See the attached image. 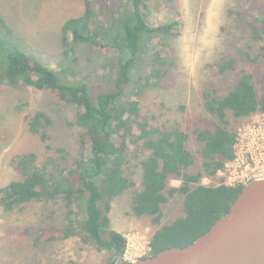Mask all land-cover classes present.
<instances>
[{"label":"rangeland","instance_id":"374dc122","mask_svg":"<svg viewBox=\"0 0 264 264\" xmlns=\"http://www.w3.org/2000/svg\"><path fill=\"white\" fill-rule=\"evenodd\" d=\"M94 30L103 47L122 42L123 24L130 19V0H90ZM149 27L177 22L176 36L157 34L145 43L144 52L131 72L125 96L138 101L139 118L153 127L178 125L185 131L208 123L201 92L231 87L242 74L253 76L258 93L264 92V35L257 19L264 18V0H144ZM83 0H0V19L28 56L52 70L62 84L85 83L93 97L115 89L117 56L110 47L76 45L66 57L61 45V27L83 14ZM114 16V18H113ZM122 29V30H121ZM13 36V37H14ZM125 61L128 55L120 54ZM232 61V69L220 65ZM42 112L50 123L45 131L52 150L46 152L32 134L25 117ZM77 109L47 90L11 88L0 84V188L20 179L12 161L33 152L39 160L63 149L67 165L79 155L81 129L75 125ZM241 158L244 146L264 137V115L257 113L236 127ZM61 154V152H59ZM58 156L56 155L54 157ZM142 154L131 152L135 188L140 187ZM245 164L252 165L249 156ZM240 164V161L239 163ZM204 185L215 184L203 179ZM178 186L177 181H172ZM131 191L111 202L110 228L126 239L122 260L112 252L97 251L80 237L48 243L36 242L44 229L61 226L66 208L62 199L31 202L6 211L0 206V264H123L148 256V242L156 227L148 217L129 215ZM181 197L162 206V223L180 215Z\"/></svg>","mask_w":264,"mask_h":264},{"label":"trees","instance_id":"16d2710c","mask_svg":"<svg viewBox=\"0 0 264 264\" xmlns=\"http://www.w3.org/2000/svg\"><path fill=\"white\" fill-rule=\"evenodd\" d=\"M83 1V14L66 20L61 27L63 55L67 57L78 44L93 45L104 51L110 47L118 59L114 91L95 97L85 83H60L52 70L23 52L0 19V84L51 92L77 109L74 123L81 129L80 151L72 165H67L63 149H56L58 156L49 155L41 161L33 152L15 157L12 164L20 179L0 188V206L9 211L31 202L62 199L66 208L64 222L42 230L36 242L80 237L97 251L112 252L115 260L121 261L126 239L110 228L108 213L115 198L131 191L129 215L148 217L156 227L148 242L149 254L142 258L186 247L229 211L241 191L243 186L224 185L218 172L235 158L237 125L257 113L264 115V92L259 94L253 76L244 73L226 90L210 88L201 92L202 107L209 118L205 127L185 131L178 125L151 126L139 118L138 101L125 96V87L131 82V72L145 43L157 34L176 36L173 29L178 23L151 28L145 20L144 0H130L132 9L121 29L122 42L103 47L94 30L91 2ZM257 22L262 28H253L252 37L261 39L264 18ZM120 54L128 58L122 61ZM232 67L229 61L219 70ZM25 121L45 151H51L45 131L49 118L37 111L26 116ZM132 151L142 154L137 189L129 161ZM203 179L216 183L204 185ZM172 181H177L178 186H173ZM176 196L181 197L180 215L162 223V206Z\"/></svg>","mask_w":264,"mask_h":264},{"label":"water","instance_id":"95a60500","mask_svg":"<svg viewBox=\"0 0 264 264\" xmlns=\"http://www.w3.org/2000/svg\"><path fill=\"white\" fill-rule=\"evenodd\" d=\"M123 264H264V177L245 184L229 211L190 245Z\"/></svg>","mask_w":264,"mask_h":264},{"label":"built area","instance_id":"2783aa9c","mask_svg":"<svg viewBox=\"0 0 264 264\" xmlns=\"http://www.w3.org/2000/svg\"><path fill=\"white\" fill-rule=\"evenodd\" d=\"M239 142L240 138H238L237 134L236 143L234 145L235 158L225 165L223 171L218 172V176L223 178V184L228 187L244 186L254 179L264 177V137L261 136L259 142L246 144L244 146L246 149L242 152L241 158L238 154ZM246 155L249 156L251 160V166L244 162V157ZM239 161L240 164H238ZM149 251L150 249L148 248V254Z\"/></svg>","mask_w":264,"mask_h":264},{"label":"flooded vegetation","instance_id":"af4514ba","mask_svg":"<svg viewBox=\"0 0 264 264\" xmlns=\"http://www.w3.org/2000/svg\"><path fill=\"white\" fill-rule=\"evenodd\" d=\"M119 264H121V263H119Z\"/></svg>","mask_w":264,"mask_h":264}]
</instances>
